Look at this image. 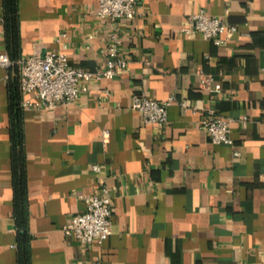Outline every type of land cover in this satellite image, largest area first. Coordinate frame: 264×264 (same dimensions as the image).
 I'll return each instance as SVG.
<instances>
[{"label":"crops","instance_id":"obj_1","mask_svg":"<svg viewBox=\"0 0 264 264\" xmlns=\"http://www.w3.org/2000/svg\"><path fill=\"white\" fill-rule=\"evenodd\" d=\"M16 1V59L62 49L71 66L102 69L113 28L128 57L73 102L21 108L30 264H264V0H137V15L113 23L95 16L97 0ZM200 8L236 32L217 45L186 36L180 28ZM11 74L0 66V264H17ZM202 75L219 90L204 89ZM136 89L173 96L163 125L130 107ZM209 107L232 119L233 146L213 144L200 127ZM99 180L112 196L111 234L84 246L61 228Z\"/></svg>","mask_w":264,"mask_h":264},{"label":"built area","instance_id":"obj_2","mask_svg":"<svg viewBox=\"0 0 264 264\" xmlns=\"http://www.w3.org/2000/svg\"><path fill=\"white\" fill-rule=\"evenodd\" d=\"M137 0H97L95 16L100 20L117 22L130 20L137 15ZM187 21L180 28L186 36L199 33L202 38L217 45L224 42L236 32L234 24L225 19L209 14L200 8L187 16ZM63 35V33H60ZM121 39L115 28L108 34L107 45L103 49L104 66L102 69L86 70L71 66L64 50H51L44 54H31L24 59L12 61L8 54L0 53V66L10 68L17 66L18 86L21 95L20 106L24 109H50L58 103L73 102L81 93L86 92L87 82L100 78H111L128 63V57L119 54ZM201 85L209 92L218 91L220 84L212 82L209 75L201 76ZM173 99H152L144 90L136 89L130 97V107L138 111L145 124L163 125L167 120V106ZM182 110L191 108L185 100L179 102ZM193 109V108H192ZM231 118L222 116L213 108H207L199 124L213 144L233 146L230 135ZM247 122L246 116L240 119L242 126ZM108 130H101V144L106 146ZM238 150H233L237 156ZM101 166L90 165L98 173ZM112 196L106 184L98 181L97 191L83 197V207L72 214L62 225L65 237L81 245L101 244L111 234ZM95 264H103L96 260Z\"/></svg>","mask_w":264,"mask_h":264},{"label":"trees","instance_id":"obj_3","mask_svg":"<svg viewBox=\"0 0 264 264\" xmlns=\"http://www.w3.org/2000/svg\"><path fill=\"white\" fill-rule=\"evenodd\" d=\"M2 23L8 54L12 61L17 60L12 54L17 46V1L2 0ZM11 77L8 80V100L10 111V141H11V184L13 190V216L16 227V263L30 264L29 241L27 230V190L25 176V154L23 149L22 117L20 106V91L18 86L17 66L10 68Z\"/></svg>","mask_w":264,"mask_h":264}]
</instances>
